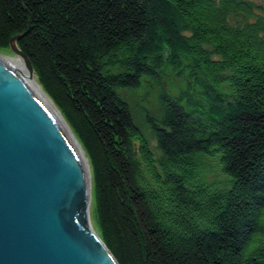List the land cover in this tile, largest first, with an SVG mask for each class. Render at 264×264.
I'll return each instance as SVG.
<instances>
[{
    "label": "trees",
    "instance_id": "1",
    "mask_svg": "<svg viewBox=\"0 0 264 264\" xmlns=\"http://www.w3.org/2000/svg\"><path fill=\"white\" fill-rule=\"evenodd\" d=\"M258 10L250 0H0V50L19 36L84 147L118 264H264ZM165 53L190 57L208 104L186 109L162 91V117H147L154 151L120 91L157 79Z\"/></svg>",
    "mask_w": 264,
    "mask_h": 264
},
{
    "label": "water",
    "instance_id": "2",
    "mask_svg": "<svg viewBox=\"0 0 264 264\" xmlns=\"http://www.w3.org/2000/svg\"><path fill=\"white\" fill-rule=\"evenodd\" d=\"M18 38L9 47L32 76ZM0 264H116L97 225L84 147L1 50Z\"/></svg>",
    "mask_w": 264,
    "mask_h": 264
},
{
    "label": "rangeland",
    "instance_id": "3",
    "mask_svg": "<svg viewBox=\"0 0 264 264\" xmlns=\"http://www.w3.org/2000/svg\"><path fill=\"white\" fill-rule=\"evenodd\" d=\"M258 6V13L264 17V0H250ZM8 58H19L12 51L1 50ZM169 53H165V64L159 70L157 79L143 77L140 85L134 90L123 89L120 91L122 98L128 103L132 117L143 135L147 138L151 148L155 151V136L148 125L147 117L160 119L163 115V107L160 102V94L164 91L168 96L177 99L180 104L188 109L189 105L198 106L208 104L202 97L203 76L196 68L194 62L183 54L168 62ZM190 108V107H189ZM211 172L209 179L222 181L217 171V165L212 160H207Z\"/></svg>",
    "mask_w": 264,
    "mask_h": 264
},
{
    "label": "bare ground",
    "instance_id": "4",
    "mask_svg": "<svg viewBox=\"0 0 264 264\" xmlns=\"http://www.w3.org/2000/svg\"><path fill=\"white\" fill-rule=\"evenodd\" d=\"M18 47V46H17ZM19 48V47H18ZM10 51V47L8 48ZM8 49H3V50H8ZM20 50V49H19ZM21 51V50H20ZM22 52V51H21ZM14 53V52H13ZM23 53V52H22ZM15 54V53H14ZM24 54V53H23ZM17 55V54H16ZM25 55V54H24ZM18 56V55H17ZM26 56V55H25ZM19 57V56H18ZM27 57V56H26ZM8 58V57H7ZM52 103L53 101L50 99V97L46 94V92L43 90L42 86L38 82L37 76L33 74L32 76L29 75L28 70L26 69L25 64L23 63V60L19 58H8ZM28 59V57H27ZM29 60V59H28ZM34 73V69H33ZM55 106V104L53 103ZM56 107V106H55ZM57 108V107H56ZM112 254V253H111ZM113 256V255H112ZM114 258V257H113ZM115 259V258H114ZM116 264L117 261L115 260Z\"/></svg>",
    "mask_w": 264,
    "mask_h": 264
}]
</instances>
